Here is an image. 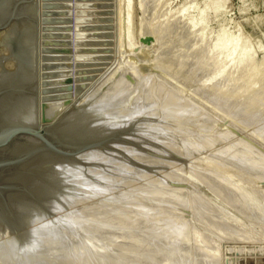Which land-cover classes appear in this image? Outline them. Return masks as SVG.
<instances>
[{
    "label": "rangeland",
    "instance_id": "374dc122",
    "mask_svg": "<svg viewBox=\"0 0 264 264\" xmlns=\"http://www.w3.org/2000/svg\"><path fill=\"white\" fill-rule=\"evenodd\" d=\"M56 2L44 39L54 96L39 110L93 100L117 125L134 118L126 141L58 161L68 190L43 205L28 244L1 233L0 264H264V0Z\"/></svg>",
    "mask_w": 264,
    "mask_h": 264
},
{
    "label": "bare ground",
    "instance_id": "6f19581e",
    "mask_svg": "<svg viewBox=\"0 0 264 264\" xmlns=\"http://www.w3.org/2000/svg\"><path fill=\"white\" fill-rule=\"evenodd\" d=\"M12 1L13 0H0V18L5 17L10 13ZM31 2H33V0ZM40 2H41V0H37V9H35V11L37 12L35 15L36 17H34V7H33L34 4L30 3V2L26 3L27 4L26 7H28L29 13L33 15L31 18L35 19L36 20L35 22L33 20L32 21H30V20L29 21H22L21 23H18L16 21H12L6 27L5 30L1 31V32H4L5 35L3 38L0 37V43H1L2 48L4 49V55H2L0 57V59L3 60L4 56H7L9 54L11 60L6 61V62H10L12 64V68L14 66L13 59L18 60L20 62V66H21V70L19 72V76H20L19 78L21 80H24L26 78H30L33 75L34 65L36 64V60H37L36 52H37V49L39 48V46L42 45L41 44V37H40L39 6H38ZM200 14H199V16H200ZM34 27H35V29H34ZM35 33H36V35H35ZM223 38L224 39H222V40L225 43L222 42L223 43L222 45L226 44V47L229 46L231 49V52L233 51L232 49H236L237 42L234 39L229 38L227 36L226 37L223 36ZM35 43H37L36 47H35ZM222 48H224V46H222ZM230 49H228L227 51H230ZM6 62H4V64H3L5 68H6V66H5ZM0 70H1V68H0ZM63 100L66 101L67 99H63ZM96 101H98V100H96ZM13 102H14V104L16 102L17 105L15 104L16 105L15 106L13 104V106H15V107L13 108V106H12L9 109V112L4 113L3 112V111H5L4 108L1 109L2 112L4 114H6L11 120L15 119V120L29 122V123H37L36 121H38V118H39L40 122L49 121V120L56 118L58 113L61 111V113H59V116L56 119V121L58 119H60V121L55 122L56 124H55L54 130L56 132L55 133L53 132V134H55L56 136L59 135V136L66 137V138H71V136H75V134L87 135V134L97 133L100 131H106L109 128H114V127L119 126L123 123V122L121 123L119 121L120 124L117 125L118 121H117V124L115 123L116 121H114V120H116V118L115 119L113 118L114 122H112V120H109L107 118V117H109V110H108V116H107V109L106 108L103 107L102 110L100 111L99 106L97 107L94 104H92L98 108V110L100 111V113H98L99 111L95 110L93 108L94 106H92L90 104V103L94 102L93 100L86 102L84 104L86 107L84 105H80V107H75L77 105L74 103H68V102H67L68 104L62 103L61 109L58 110V113L55 112L54 113L55 115L52 114V111H54L53 108H55L54 105L49 106V108L53 107L51 109V113H50L49 109H45V107L48 106L46 104H45V106H42L41 109L39 110L38 106H40V103H44V102L48 103L49 101H41L40 99H39V101L38 100L36 101L35 97L31 94H26V95L22 96L21 98H17L16 101H13ZM34 102H35V104H34ZM57 103H59V102L57 101ZM49 104H51V102H49ZM89 104L91 105L92 108L87 109ZM63 105H65V106L69 105V106L66 107L65 110L62 111V109L64 108ZM72 105H75V106H72ZM71 106L75 107V109H73L72 111L69 112V109ZM83 107H85V108H83ZM2 112L0 114V118H4V116H3L4 114ZM137 112H139V111L137 110ZM117 113H120V111L119 112L117 111ZM112 114L115 115V113H113V112H112ZM120 114L122 115L123 113H120ZM114 115H112V116H114ZM116 115H118V114H116ZM132 115L134 116V114H132ZM118 116H116V117H118ZM124 116L125 117L128 116L127 113H126V115L124 114ZM133 116L130 118L129 117L125 118V121L127 123L130 122L134 118ZM105 118L109 121H105L106 120ZM119 119H121V116ZM126 119L129 121H127ZM122 120H123V117H122ZM39 121H38V123H39ZM26 137H28V136H26ZM30 143L31 142H24V141L16 142L12 145V151L18 152L20 150H23L26 147L30 146L29 145ZM92 150H99V149L84 150L81 153H79L75 158H58V157H55L53 159V158L49 157L48 155H42V156L39 155V157L35 158L31 163L28 164L29 166H31L30 167L31 169L26 168L24 166L25 164H21L15 173H10V174H7V176H3L2 179L0 180L1 185L2 184L3 185H13V184L26 185L25 187L34 188L35 193L32 196L25 195L24 192H21V190L16 189V188H7V189H5V190L3 189L1 191V193H0V235L2 232L6 231L8 234L7 235L4 234L5 235L4 237L8 236V237L13 238V239L17 238L18 240L22 241V243H23V241L27 243V241L29 240V237L33 235L32 233L34 231V227L37 226V225L33 224V222L40 218L39 214L41 213L40 211H42L43 205L46 204L48 207L51 208L53 206V202H54V197H55L54 195L59 194L58 192L60 191V188L62 186V180L59 177L60 175H57V171H56L57 170L56 164L58 163V161H60V160L61 161L73 160L75 162L84 163L85 161L83 160V155L84 154L87 155L86 152L92 151ZM89 155H94V154L89 153ZM51 160H53V161H51ZM51 165H52V167H54L53 168L54 171L50 170ZM46 166H49V169H47ZM59 167L61 168L60 165H59ZM60 168H59V170H61ZM75 168H77V166ZM70 169H73V168H70ZM81 170H82V168H81ZM34 171H36V172H34ZM48 173H50L49 174L50 176H46V174H48ZM64 173H66V171H64ZM73 174H74L73 176L77 177L75 175V172H73ZM61 176L63 177L62 174H61ZM64 178H66V177L64 176L63 179ZM72 178H74V177H72ZM66 179H68V178H66ZM69 180H71L70 183L73 182L72 179H69ZM63 181L65 182V180H63ZM66 181H68V180H66ZM65 183H67V182H65ZM64 186H66V185H64ZM66 189L68 190V188H66ZM44 194L47 197L42 199V203L38 202L42 198V196H45ZM51 195L54 197H52ZM11 206L16 207V208H12ZM16 209H18V210H16ZM43 223H45V222H43ZM39 225H40V223H38V226ZM43 225L44 224H42V226ZM5 226H8V228L13 230V232H10ZM46 226H48V225H46ZM52 226H55V224H53ZM49 227H51L50 224H49ZM38 228H40V227H38ZM38 228H36V230ZM45 228H47V227H44L43 229H45ZM40 229H41L40 232H42V233L45 232V230H43L42 228H40ZM52 229H54V227ZM46 230H48V228ZM34 233H36V232H34ZM39 234H41V233H39ZM48 234H51V233H48ZM46 235H47V233H46ZM52 235H54V234L52 233ZM34 236L36 237V235H34ZM48 237H49V235H48ZM32 238H33V236H32ZM15 239H14V241H15ZM9 240L7 242H10ZM34 240L36 241L37 238H35ZM50 240H52V239H50ZM59 240H58V242H59ZM39 241H40V239H39ZM41 241H43V240H41ZM41 241H40V243H41ZM11 242L13 243L12 240H11ZM36 242L38 243V241H36ZM47 242H48L47 240H44L43 245ZM12 243L10 245H12ZM19 243H21V242H19ZM40 243H38V245L42 246ZM47 244H49V243H47ZM54 244H57V245L62 244L63 245L64 242L59 244L55 240L52 247H54ZM18 245L20 247V245H22V244H18ZM35 245L37 246V244H35ZM35 245H33V246H35ZM49 245L51 246V244H49ZM3 246H7V244L3 245ZM25 246L26 245L24 244V247ZM13 247H14V245H13ZM13 247L11 249H13ZM22 247H23V245H22ZM26 247L28 249L29 246H26ZM52 247L49 248L46 246V249L48 248V249L54 251V248H52ZM56 247H55V249H56ZM35 248L31 247V249H35ZM42 248H44V247L42 246ZM6 249H8V248H6ZM22 249H24V248H22ZM27 249L25 248L24 251H27ZM58 249H61V248L59 247ZM38 250H40V249H38ZM38 250H36L37 253H38ZM43 250H44V253H47V252H45V249H43ZM43 250H41L40 252H42ZM57 251L59 252V250H57ZM21 252H23V251H21ZM31 252H29V254L31 253V255H32L35 253V256H36V252L34 250H32ZM49 253H52V252L49 251ZM23 254H24V252H23ZM38 254H37V256L39 257L40 254H43V253H40L39 255ZM64 254H65V252H64ZM43 255L46 256V255H50V254H43ZM26 256L28 257L30 255L27 254ZM33 256H31V257H33ZM51 256H54V255H51ZM42 257L43 256H41V260L43 259ZM23 258H26V257H23ZM27 259L29 260V258H27ZM36 259H38V258H36ZM36 259H34V260H36ZM44 259H47V258H44Z\"/></svg>",
    "mask_w": 264,
    "mask_h": 264
},
{
    "label": "water",
    "instance_id": "95a60500",
    "mask_svg": "<svg viewBox=\"0 0 264 264\" xmlns=\"http://www.w3.org/2000/svg\"><path fill=\"white\" fill-rule=\"evenodd\" d=\"M30 1L31 0H13L10 13L5 17L0 18V30H5L12 21L21 23L22 21L33 20L35 22L36 20L31 18L33 15L29 13L28 7H26V3ZM38 6L40 37L42 45L39 46L36 52L37 60L36 64L34 65L33 75L30 78L21 80L19 78L21 66L18 60L12 58L14 66L11 69H7L3 64L4 62L11 60L9 54L4 56L3 60L0 59L1 112L2 108L5 110L3 111L4 113L9 112V109L14 104L13 101H16L17 98H21L26 94L33 95L36 101H39V99L41 101H48L52 96H54L51 94L52 90L49 87L50 80L48 79L52 77V73L45 71L48 64L45 63L47 60V48L44 46V39L45 37L49 36V34H46L45 31L48 29L47 24L51 22V18L49 16L52 14V11L50 10L58 6V3L56 0H41ZM36 44L37 43H35V47ZM67 81H71V79L68 78ZM70 88L71 86L67 85L66 89ZM63 97L65 98L67 95ZM55 98H62V96H56ZM15 106H13V108ZM3 116L4 118H0V180L3 176H7V174L15 173L21 164H25L24 166L26 168H30L31 166L28 164L31 163L35 158L39 157V155H48L53 159L55 157L75 158L79 153L87 149H105L108 148L113 142H124L127 140L123 137L124 133L131 132L130 129H126V127L129 126V122L114 128H109L106 131H100L87 135L75 134V136H71V138H66L53 134V132H56L54 130L56 124L55 122L60 121V119L56 121L59 114L56 116V118L49 121L40 122L38 118L39 123L38 121H36L37 123H29L15 119L11 120L6 114ZM21 141L31 142L29 144L30 146L18 152H13L12 145ZM149 143L151 142L149 141ZM46 167L49 169V166ZM53 168L54 167L51 165L50 170L54 171ZM49 174L50 173L46 174V176H50ZM25 186L26 185L21 184L1 185L0 183V193L3 189L16 188L21 190V192H24L25 195H34L35 189ZM46 197V195L42 196L38 202L42 203V199Z\"/></svg>",
    "mask_w": 264,
    "mask_h": 264
}]
</instances>
